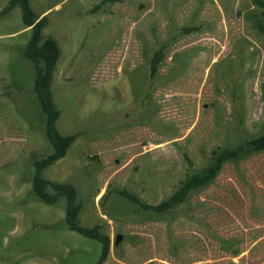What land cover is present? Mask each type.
Returning a JSON list of instances; mask_svg holds the SVG:
<instances>
[{
	"label": "rangeland",
	"instance_id": "obj_1",
	"mask_svg": "<svg viewBox=\"0 0 264 264\" xmlns=\"http://www.w3.org/2000/svg\"><path fill=\"white\" fill-rule=\"evenodd\" d=\"M99 2H30L60 49L56 128L78 135L42 178L72 186L79 225L109 237L103 264H264V151L224 163L209 186L164 212L116 193L157 206L213 151L262 134L264 39L244 22L251 0ZM188 26L198 30L181 35ZM24 29L18 7L0 18V264H96L101 245L68 230L66 200L33 194L34 163L52 147Z\"/></svg>",
	"mask_w": 264,
	"mask_h": 264
},
{
	"label": "trees",
	"instance_id": "obj_2",
	"mask_svg": "<svg viewBox=\"0 0 264 264\" xmlns=\"http://www.w3.org/2000/svg\"><path fill=\"white\" fill-rule=\"evenodd\" d=\"M119 1L100 0L96 9H99L104 4ZM30 2L31 0H9L7 5L0 11V18L15 7H18L21 12L23 26L30 29V37L23 48L22 56L33 65L35 73L33 93L45 116V136L52 147V152L49 155L34 163V175L32 178L33 194L37 199L49 205L56 204L59 198H64L66 200L65 224L68 230L98 242L101 245V255L96 264H103L110 251L109 237L101 234L97 226L85 228L79 225V207L76 204V192L72 186L66 183L51 182L42 178V171L63 159L78 135L63 136L56 128L60 111L53 100L52 85L56 67L60 59V49L52 37L43 36V29L48 19L46 16H36L31 8ZM251 2L253 8L244 14V22L251 25L257 35L264 39V0H251ZM196 30L198 28L195 26H188L180 29V34L186 35ZM166 47L167 44H163L154 53L150 61V75L152 77L156 74L157 68L163 61ZM262 151H264V131L258 137L244 140L235 147L213 151L211 161L205 169L187 175L180 182L179 189L168 200L163 201L157 206L147 205L137 196L125 190H117L116 193L126 201L145 211L164 212L185 203L190 195L209 186L219 174L224 163L230 162L236 164L250 155ZM48 188L53 191V194L47 192ZM105 195L107 196V192Z\"/></svg>",
	"mask_w": 264,
	"mask_h": 264
},
{
	"label": "water",
	"instance_id": "obj_3",
	"mask_svg": "<svg viewBox=\"0 0 264 264\" xmlns=\"http://www.w3.org/2000/svg\"><path fill=\"white\" fill-rule=\"evenodd\" d=\"M122 240V236L121 235H117L114 241V245L117 246L119 244V242Z\"/></svg>",
	"mask_w": 264,
	"mask_h": 264
},
{
	"label": "crops",
	"instance_id": "obj_4",
	"mask_svg": "<svg viewBox=\"0 0 264 264\" xmlns=\"http://www.w3.org/2000/svg\"><path fill=\"white\" fill-rule=\"evenodd\" d=\"M251 4H252V2H251ZM252 6H253V5H252ZM26 29H28V30H29V28H25V29H24V32L26 31ZM221 169H222V168H221ZM220 171H221V170H220ZM219 173H220V172H219ZM217 176H218V175H217ZM217 176H216V177H217Z\"/></svg>",
	"mask_w": 264,
	"mask_h": 264
}]
</instances>
